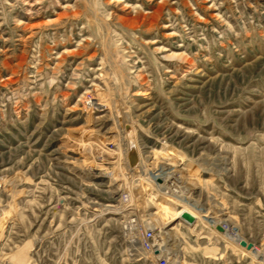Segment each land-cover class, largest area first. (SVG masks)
<instances>
[{
    "label": "rangeland",
    "instance_id": "rangeland-1",
    "mask_svg": "<svg viewBox=\"0 0 264 264\" xmlns=\"http://www.w3.org/2000/svg\"><path fill=\"white\" fill-rule=\"evenodd\" d=\"M137 159L180 206L137 200ZM124 187L176 264H264V0H0V257L157 264Z\"/></svg>",
    "mask_w": 264,
    "mask_h": 264
},
{
    "label": "built area",
    "instance_id": "built-area-1",
    "mask_svg": "<svg viewBox=\"0 0 264 264\" xmlns=\"http://www.w3.org/2000/svg\"><path fill=\"white\" fill-rule=\"evenodd\" d=\"M109 145L111 146V151H115L117 156L121 155V160H125L127 151L126 148L123 147V145H119L118 143L113 142L109 143ZM125 165L126 164H124L123 169L126 170V174L129 177L131 176L129 172L131 167L127 166L128 169H126ZM175 166V163H166V165L162 167L161 170H156L154 169V167H146L144 163H139L137 167L143 170L142 175H144L145 177L142 179L143 184L147 183L146 186H148V188H144V186H141L139 188L141 189V194L138 195L137 200L145 202L152 196L151 195L150 197H148L150 193H152L150 191L157 189L158 191H160L161 195L167 197V199L171 203L180 206V203L178 201L179 198L177 197V195L180 194V190L182 187L181 181L178 182L176 179L179 177V174L176 172L175 175H172L173 171L171 173L167 172L170 169H174L173 167ZM139 169L135 170L136 172L132 173H140L141 171H139ZM168 175H171V177H169ZM192 198L194 199L193 196ZM112 205L115 208V214L119 218H121L120 225L122 232L129 237L135 235L136 239H138V241L140 242V248L145 253L153 255L155 258H157V264L177 263L176 260L172 259L171 250L165 242L164 236L162 235L163 230L156 222H153L149 219L150 215L147 211L148 208H137V201L134 200L131 190L128 187H124L119 190L117 198L113 201ZM1 261L6 264H12L6 257H0V263Z\"/></svg>",
    "mask_w": 264,
    "mask_h": 264
},
{
    "label": "water",
    "instance_id": "water-1",
    "mask_svg": "<svg viewBox=\"0 0 264 264\" xmlns=\"http://www.w3.org/2000/svg\"><path fill=\"white\" fill-rule=\"evenodd\" d=\"M132 166H136V163H134ZM182 219H184L185 221H187L188 223H192L194 221V217L188 213V212H184L182 215H181ZM216 228L218 229V231H221L223 232L224 231V228L221 226V225H217ZM241 245L242 246H246L247 248H251L252 247V244H247L245 241H241Z\"/></svg>",
    "mask_w": 264,
    "mask_h": 264
},
{
    "label": "bare ground",
    "instance_id": "bare-ground-1",
    "mask_svg": "<svg viewBox=\"0 0 264 264\" xmlns=\"http://www.w3.org/2000/svg\"><path fill=\"white\" fill-rule=\"evenodd\" d=\"M129 128V127H128ZM130 153H128V158H127V162L126 164L129 165V167L131 168H136V166H132L133 163L136 161V156L134 154V145H133V142L131 141L130 142ZM138 160V163H139V159ZM134 161V162H133ZM131 170V169H130ZM178 196V195H177ZM162 208H165V206H162ZM224 228V227H223ZM217 229V228H216ZM218 230V229H217ZM221 232V231H220ZM241 241H244V240H241ZM241 241H240V245H241ZM242 246V245H241ZM243 247H246V246H243Z\"/></svg>",
    "mask_w": 264,
    "mask_h": 264
}]
</instances>
